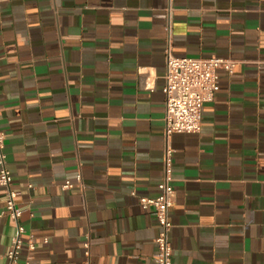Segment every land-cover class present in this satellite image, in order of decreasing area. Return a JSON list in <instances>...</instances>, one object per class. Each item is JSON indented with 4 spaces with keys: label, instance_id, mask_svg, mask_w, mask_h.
<instances>
[{
    "label": "crops",
    "instance_id": "obj_1",
    "mask_svg": "<svg viewBox=\"0 0 264 264\" xmlns=\"http://www.w3.org/2000/svg\"><path fill=\"white\" fill-rule=\"evenodd\" d=\"M168 38L175 56L235 66L217 70L200 132L167 138ZM260 60L264 0H0V129L21 257L83 264L88 240L89 264H156L158 224L138 197L158 195L168 144L172 261L264 264ZM5 201L0 187V264L15 233Z\"/></svg>",
    "mask_w": 264,
    "mask_h": 264
},
{
    "label": "built area",
    "instance_id": "obj_2",
    "mask_svg": "<svg viewBox=\"0 0 264 264\" xmlns=\"http://www.w3.org/2000/svg\"><path fill=\"white\" fill-rule=\"evenodd\" d=\"M166 31L169 34V20ZM165 58L166 68L162 86L165 102L164 135L168 138L175 133H199L202 106L211 102L219 89L217 70L224 69L231 74L235 62L215 56L210 58L175 56L172 53L169 38L165 48ZM258 64L264 66V60H260ZM4 148L5 135L0 129V187L4 189L6 197L4 212L15 224V233L11 237L9 249L3 255L5 260L3 264H36L31 256L21 257L25 229L19 223L22 211L16 203L18 192L12 187V177ZM172 156L173 149L167 144L163 152V173L158 183V195L138 197L141 208L151 209L158 224L159 231L154 240L157 250L152 257L156 264H176L172 261L173 250L170 241L172 224L169 220L176 193L172 185ZM77 182H81L80 175L77 176ZM71 186L72 183L66 181L61 187L68 189ZM44 242L47 240L45 239ZM83 246L87 257L83 264H89V241H85ZM27 248L34 249L32 236L28 240Z\"/></svg>",
    "mask_w": 264,
    "mask_h": 264
}]
</instances>
